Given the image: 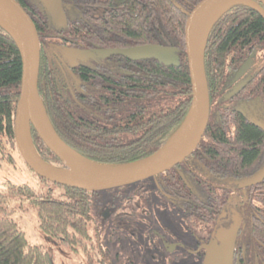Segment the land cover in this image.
I'll return each instance as SVG.
<instances>
[{
    "label": "trees",
    "instance_id": "16d2710c",
    "mask_svg": "<svg viewBox=\"0 0 264 264\" xmlns=\"http://www.w3.org/2000/svg\"><path fill=\"white\" fill-rule=\"evenodd\" d=\"M16 1L33 21L36 31L43 20L52 22L49 13L44 9V14L40 9V5H43L40 0H34L28 7L20 0ZM65 1L75 13L70 16L73 33L77 32L78 35L81 32L93 42V47L119 49L156 45L174 51L176 65H164L155 57L128 60L116 54L106 57L110 63H97L90 80L93 103L89 98L81 102L93 106L94 112H98L97 115L93 114V120L87 119L83 123L76 122L73 114L67 112V103L62 98L53 95L51 99L49 93L45 94L47 88L42 93L40 53L38 95L53 129L66 145L83 157L103 165H123L147 157L165 143L187 112L191 91L184 25L187 13L200 0ZM40 11L44 14L43 18ZM222 28L228 30L223 31ZM37 34L41 52L42 36L39 32ZM253 40L259 50L264 49V21L246 6L229 8L215 22L207 38L203 59L208 95L210 82L217 79L214 76L225 66L233 68L237 53ZM121 61L125 63L120 64ZM20 77L21 64L16 46L0 27V129L6 125L10 136ZM225 124L230 126L226 127ZM31 138L35 150L44 161L62 166L33 129ZM262 155L263 131L239 115L230 114L222 122L208 120L198 146L182 161L189 166L183 168L182 164L178 168L184 175L191 173L192 177L195 172L204 171L213 182H218L224 175L233 179L251 177L263 168ZM174 171L175 168H171L153 177L155 183L150 182L148 186H174L175 181L180 180ZM36 177L40 180L39 185L48 188L42 195L36 185L34 188L27 185L16 187L19 208L23 210V204H26L34 209L41 232L65 245H74L82 237H87V226L94 218L89 214L91 197L99 192L72 189ZM160 177L164 184L156 181ZM143 183L141 181L116 189L133 188ZM201 186L206 185L202 182ZM12 188L11 184L7 185L8 190L13 191ZM7 189L0 195V264H53L39 246L28 244L24 232L11 218L15 208L8 195H4ZM138 191L135 198L127 200L128 203H139L141 198L137 195ZM124 198H120L121 203ZM258 234L264 239V230Z\"/></svg>",
    "mask_w": 264,
    "mask_h": 264
},
{
    "label": "flooded vegetation",
    "instance_id": "af4514ba",
    "mask_svg": "<svg viewBox=\"0 0 264 264\" xmlns=\"http://www.w3.org/2000/svg\"><path fill=\"white\" fill-rule=\"evenodd\" d=\"M20 1L27 7L34 2ZM60 5L64 21L60 24L53 20L51 22L58 28L46 20L38 27L37 32L42 36L40 85L42 93L47 88L45 94L49 93L51 99L55 95L66 101L67 112L73 114L76 122L83 123L87 119L93 120V114L97 115L98 112H94L93 106L81 102L82 99L89 98L93 103V90L90 86L93 67L100 62L110 63L106 58L109 54L101 57L97 51L113 48L93 47V42L81 32L74 34L70 16L75 13L69 9L66 1L60 0ZM40 9L45 14V6L40 5ZM44 14L41 13L42 18ZM74 28L82 31L79 27ZM255 43L253 40L246 44L237 53L234 67H223L214 76L217 79L210 82L209 121L222 122L228 115L237 114L258 128L259 125H264V52H261L264 49L259 50ZM123 62L125 63L121 61L120 64ZM225 126L229 127L230 124ZM13 127L14 117L11 136L6 125L0 129V168L2 163L12 169L20 165L25 171V180L15 185L4 181L3 185L11 184L13 191L1 188L0 195H3L5 189L7 191L4 195L15 193L16 187L24 185L32 188L36 185L43 195L48 187L39 185L40 180L19 155ZM261 158L264 159V155ZM182 164L181 162L173 167L180 180L175 181L172 187H149L150 182L155 183L152 177L129 189L124 194V202L121 203L120 199L113 196L105 201L96 209L93 221H90L93 233L82 237L76 244L65 245L55 238H48L67 251L84 254L89 264H177L180 257L196 259L199 264H203L207 247L217 246L221 249L227 244L226 250L230 253L232 264H264V239L258 234L264 230V179L255 185L241 186L242 181L253 176L233 179L224 175L225 179L213 182L204 171L195 172L194 177L191 173L184 175L178 168ZM188 166V163L182 165L183 168ZM263 169L264 165L261 170ZM237 175L241 176L240 173ZM157 180L164 184L162 177ZM202 182L205 187L201 186ZM137 191L141 198L139 203H128L127 200L135 198ZM150 201L157 211L143 224V220L139 222L137 219L151 208ZM106 220L113 226L103 248L99 228ZM137 224L141 230L143 227L141 235L136 234ZM153 226L155 228L147 229ZM117 231L121 235L114 236ZM27 242L31 246H39L49 256L40 245Z\"/></svg>",
    "mask_w": 264,
    "mask_h": 264
},
{
    "label": "water",
    "instance_id": "95a60500",
    "mask_svg": "<svg viewBox=\"0 0 264 264\" xmlns=\"http://www.w3.org/2000/svg\"><path fill=\"white\" fill-rule=\"evenodd\" d=\"M54 22L64 21L60 0H40ZM243 5L255 11L264 21V0H200L187 13L184 46L190 79V102L187 112L172 135L147 157L123 165H103L78 154L66 145L53 129L37 91L40 59L38 34L33 21L16 0H0V27L13 40L20 58L21 77L14 112L15 145L25 165L38 177L64 187L99 192L132 185L160 175L180 164L198 146L209 117V96L204 74V51L215 22L229 8ZM128 60L155 57L164 65H176L174 51L156 45L125 49L98 50ZM264 132V125H259ZM31 129L43 145L62 163L44 161L32 142ZM264 179V169L244 180L241 186L255 185ZM225 248L209 246L203 264H232Z\"/></svg>",
    "mask_w": 264,
    "mask_h": 264
},
{
    "label": "rangeland",
    "instance_id": "374dc122",
    "mask_svg": "<svg viewBox=\"0 0 264 264\" xmlns=\"http://www.w3.org/2000/svg\"><path fill=\"white\" fill-rule=\"evenodd\" d=\"M25 180V171L23 170L22 166L17 165V168L12 169L9 165L2 163L0 168V189L7 188L6 185H3L4 181H10L13 185L23 182ZM132 187H126L123 189L118 190H110V191H103L95 194L91 197V204L89 207V214L93 217L94 212L96 209L101 207L105 201L110 200L113 196L116 199H120L124 196L126 192L129 191ZM134 188V187H133ZM8 197L11 200L12 206L15 208V211L12 213L11 218L18 224L21 230L25 233L26 239L31 244L40 245L49 256L53 260V264H89L88 259L82 253H74L71 251H67V249L61 247L57 244L54 240L48 238L45 234L41 232L38 227L36 213L34 209L28 208L26 204H23L24 208H19V197L15 193H9ZM116 199H114L116 201ZM15 201V202H13ZM153 202L150 201V209L144 212L137 220L141 222L143 220V224L146 223V220H149L153 215L156 214V206L152 207ZM93 221V219H91ZM148 224V223H147ZM158 224V222H156ZM112 226L113 224L110 221H104L100 224L99 228V238L101 241V246L104 248L107 243V239L109 235L112 233ZM88 233L91 235L93 233L92 226L90 222L87 226ZM143 230V227H141ZM153 227H148L147 229H152ZM157 228V225H156ZM137 224L136 234L141 235L143 232ZM117 232H114V236L121 235ZM150 234V233H149ZM80 252V251H78ZM177 264H199V261L196 259L190 260L185 257H180L177 260Z\"/></svg>",
    "mask_w": 264,
    "mask_h": 264
},
{
    "label": "bare ground",
    "instance_id": "6f19581e",
    "mask_svg": "<svg viewBox=\"0 0 264 264\" xmlns=\"http://www.w3.org/2000/svg\"><path fill=\"white\" fill-rule=\"evenodd\" d=\"M242 248V247H241Z\"/></svg>",
    "mask_w": 264,
    "mask_h": 264
}]
</instances>
